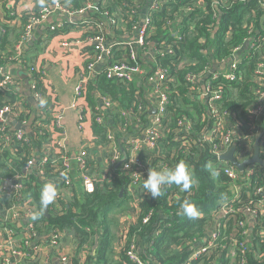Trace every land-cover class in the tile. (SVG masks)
<instances>
[{
	"label": "trees",
	"instance_id": "16d2710c",
	"mask_svg": "<svg viewBox=\"0 0 264 264\" xmlns=\"http://www.w3.org/2000/svg\"><path fill=\"white\" fill-rule=\"evenodd\" d=\"M52 0H34V7L25 10V23L27 24L30 13L37 12L43 5L51 3ZM72 3L73 9L82 7L85 2L91 1L94 5L89 10V16L85 23L81 25L86 31V35L104 34L109 40H113L111 34L116 36L119 23L129 20L134 15L133 9L138 8L136 0L128 1L127 6H122L124 0H66ZM193 0H171L163 3L160 10L152 12L153 34L150 38H158L159 48L167 45L172 53L165 51L157 52L153 63L149 66L142 60V55L137 61L129 59L130 47L125 43L113 44L110 52L106 56V65L96 71L88 81L87 101L92 106L91 120L94 135L96 136L94 145L89 144L82 157L87 162L92 173L106 174L102 181L96 184L93 192H86L83 185H74L73 181L68 183L66 175L60 174L66 168L63 152H53L48 162L39 165L43 168V177L36 176L37 172L28 173L25 182V189L22 190L31 197L36 205L37 211L40 209V192L47 182H52L56 189L54 202L48 205V215L45 210L38 219L33 221L40 232L48 233L51 229H59L62 233V243L66 240L72 242L74 246L73 255L69 256L66 264H133L129 258L128 251L133 237H137L139 246L142 249L140 255L154 262V264H183L194 251L193 241H199L212 226L213 212L222 205L224 199L229 195V189L234 185V181L226 175L223 168L218 165L217 157L213 154L212 143L202 142L200 146L183 142L178 137L190 134L198 142L195 132L206 129L209 121H204L207 110L206 100L203 99L201 83L197 86L192 84L188 78L189 73L206 72V66L210 60H222L227 58L234 47L242 45L247 38L249 28L254 27L256 37L263 36L262 26V5L260 0H251L247 5L240 1L222 0L220 5L219 20L213 17L211 12V0L205 1V10L194 7L187 11L186 7ZM253 9V10H252ZM135 10V9H134ZM122 13V14H120ZM119 14V15H118ZM118 15V17H117ZM137 18V17H136ZM114 20V22H113ZM180 20V21H179ZM134 21V18H132ZM25 24V25H26ZM102 24L101 30L99 25ZM0 25L3 29L0 34V65H8L17 62L12 59V46L20 37L24 30L18 33L16 39L9 47L6 37L8 22L2 21ZM25 25L24 28L25 29ZM174 26V27H173ZM71 26H66L68 30ZM131 28V22H129ZM233 29L232 35H227L229 28ZM173 28V30H171ZM56 34V33H52ZM175 34L180 37L176 38ZM3 36V37H2ZM50 37H45L43 41L37 42L32 47L40 51L39 44L47 42ZM264 41H261V44ZM264 48V46L262 47ZM27 52V48H26ZM98 51L94 47H89L90 58H93ZM259 53L252 57H245L241 61L243 76L239 82H226L218 80L214 82L216 87H223L226 95L218 101V106L222 109L231 110L235 117V126L238 133L253 135L254 130H258V123L250 120L248 106L253 102L252 92L257 87L254 81L253 69ZM88 60V59H87ZM126 60L132 66L140 65L144 70L142 84L138 85L136 78L132 81L125 79L116 80L106 76L105 68L113 62ZM187 62V65L182 63ZM87 63V61H86ZM159 68L167 69L168 77L164 80L165 85L170 90V100L166 107L168 114L162 124V135L157 139L158 146L145 149L140 153L142 159L147 163L149 170L173 169L178 163L183 162L192 175L193 187L185 192L178 186L171 184L164 186L162 194L156 199L143 193V183L147 175H144L136 184V194L141 206L133 203V195H129V185L131 176L121 168V165L109 166L107 171H103L105 163L100 164V160L94 159V149L96 146L109 142L108 132L110 129L116 131V138L124 146V138L129 134L139 133L145 129L146 124L151 121L149 111H137L138 96L151 94L153 88L149 86L150 76L154 75ZM35 89L41 94L40 99L46 100L43 106L45 112L50 111V99L46 96L45 89L39 81V75L35 72ZM150 84V83H149ZM193 93L191 96L189 92ZM100 96H110L114 100V109L110 111L103 124L95 120ZM21 98L15 93H6L0 88V107L12 104ZM28 120L32 113V108L28 104ZM126 114L129 127L126 132H118V128L124 124ZM21 115V121L24 120ZM138 119L140 123L138 122ZM40 122L49 123L43 120L40 115H36L33 123V132L30 136L35 146L22 145V141L10 139L11 147H0V180L10 177L15 170L23 173V167L33 157H38L36 153H44L43 147L50 141V130ZM111 121V123H110ZM239 122V123H238ZM182 123L191 125L190 132L177 131ZM1 127V122H0ZM11 132L3 131L0 140ZM213 142H221V135L214 138ZM264 156V152L262 153ZM13 166V167H11ZM96 166V167H95ZM258 167H263L257 163ZM262 169V168H261ZM68 173V172H66ZM69 174V173H68ZM70 176V174H69ZM252 184H256L254 179ZM247 195H243L241 199ZM13 194L4 193L0 197V205L10 206ZM253 198H257L255 195ZM197 206L200 216L191 220L181 213V204L185 201ZM236 205V204H235ZM152 210V215L147 223L143 218ZM35 211V212H37ZM137 211L138 214L121 226L117 215H125L126 212ZM7 214L5 209L0 210V229L5 226L1 221ZM19 233L18 226L11 222L6 223ZM113 225L121 233L119 242L113 244ZM236 229V228H235ZM234 231L232 224L223 228V233L218 239V247L211 253L203 254L196 258L191 264H242V255H245V264H264L259 257L264 252V247L260 245L262 241L258 229L249 237H243L241 231L236 229L235 234L239 239L237 246H232L228 236ZM16 233V234H17ZM251 240L246 242L244 240ZM98 242V248L94 253L90 250ZM244 243L245 253L240 251L239 243ZM261 242V244H263ZM255 244V246H253ZM231 251H235V256L231 257ZM85 254V256H84ZM85 257V259H84ZM43 258H25L26 264H42Z\"/></svg>",
	"mask_w": 264,
	"mask_h": 264
},
{
	"label": "built area",
	"instance_id": "2783aa9c",
	"mask_svg": "<svg viewBox=\"0 0 264 264\" xmlns=\"http://www.w3.org/2000/svg\"><path fill=\"white\" fill-rule=\"evenodd\" d=\"M224 1V0H223ZM222 0H211V12L213 17L219 20L220 5ZM234 1V0H233ZM240 1L247 5L251 0H235ZM168 0H156L151 12L144 19L143 23H139L136 19L135 13L129 17V22L136 31L135 39L128 40L127 45L130 47L129 59L137 61L143 53L147 51V46L150 43V36L153 34V17L152 12L154 10H160L163 3ZM262 5V26L264 27V0H260ZM122 6H127L128 1H122ZM93 3L88 1L84 6L73 9L71 2L66 0H52L51 3L43 5L37 12H31L28 22L25 25L24 32L15 41L12 47L13 53L11 58L17 62H25L27 60L25 52L29 39L32 37L34 30L37 26L44 23L53 14H64L69 18L82 15L93 8ZM138 7V6H137ZM135 9V10H134ZM136 11L137 8H134ZM193 10L189 7L187 11ZM253 10V9H252ZM122 14V13H120ZM119 15V14H118ZM117 15V17H118ZM134 18V21H132ZM8 22V21H7ZM114 22V20H113ZM102 24L99 25L101 30ZM173 30V28H171ZM264 31V28H263ZM233 29L230 27L226 34L232 35ZM248 37L245 38L244 43L237 47H234L232 52L227 58L222 60H210L208 66H206V72L189 73L187 74L188 80L197 86L201 83L203 99L206 100L207 110L204 116V121H209V126L201 131L195 132L198 138V142L190 134L181 135L178 137L184 143H191L200 146L202 142L212 143L213 154L217 157L218 165L223 168V171L228 175L234 185L229 189V195L224 199V202L213 212V224L209 228L211 235L207 242L204 244L196 243L193 246L194 251L188 257L185 263L191 264L193 260L206 253H211L218 247V239L223 233V228H227L232 224L234 231L228 236V239L232 242V246H237L239 239L235 234V230L241 231L243 237L249 238L255 229H258L262 241L260 246L264 247V164L263 167H258L257 163L249 164L245 167L243 172H240L228 161L222 159V155L229 151L232 145H236L234 155L239 161L249 159L254 155V142L257 137H260V158L264 160L262 153L264 152V35L256 37L254 27L251 26L248 31ZM178 38L180 35H176ZM108 37L104 34L91 35L87 37V41L94 43L95 50L98 51L93 58H90L89 52L83 54L84 59L87 61L85 66V72L80 75L78 85L76 87V98L82 103H77L81 109L80 117L83 120L85 116V109L87 110L86 90L88 81L92 78V75L96 72V66L99 61L104 59V55H108L110 46L106 45ZM246 45V47H244ZM158 52L164 53L165 51L172 53L171 48L167 45L157 49ZM259 53V57L256 61L253 69L254 81L257 85L263 86L261 89L257 87L249 94L252 95L253 102L248 106V115L250 120H254L257 123L262 122L263 129L254 130L253 135L246 133H238L234 121V113L229 109H222L218 106V101L223 99L226 95V91L219 85H214L215 81L224 80L226 82H239L243 76V67L241 61L245 57H252L255 53ZM88 59V60H87ZM187 65V62L182 63ZM214 65V67H213ZM9 65H0V88L6 93H15V86L17 79L11 75L8 71ZM30 76L35 77V72L38 73L40 80L43 78V72L34 64L28 63ZM215 70H212L213 68ZM212 68V69H211ZM106 76L108 78L127 81H132L136 78V75H143L144 70L140 65L132 66L126 60H119L110 63L106 68ZM168 77L167 69L159 68L156 73L150 76L149 80L153 83L152 98L154 99L153 106L147 105V100L138 96L137 111H149L151 115V121L146 124L145 129H142L139 133L129 134L124 138V146L120 143V140L116 138V131L110 129L108 132L109 142L104 145L96 146L94 149V159L100 160L101 163H105L103 171H107L109 166L117 165L124 156V151L127 155V160L122 163L121 168L125 170L132 178L129 185V191L133 195V203L137 206H141V201L136 194V184L144 175L148 176L149 167L147 163L142 159L140 153L148 148H155L158 146L157 139L162 135V124L166 116V107L170 100V90L165 85L164 80ZM39 80V81H40ZM35 86V85H34ZM193 93L189 92L191 96ZM36 96L40 100L41 94L36 91ZM50 105V111L47 113L43 110V107L39 108L40 118L43 120H49L50 127L47 123L40 122V125L47 127L50 132L56 131L61 127V120L63 118L64 109L58 105L55 98H52ZM114 100L110 96H101L100 102L95 106L97 113L95 120L99 124H103L107 115L114 109ZM153 108V109H152ZM151 110V111H150ZM152 110L155 113L152 115ZM28 104L23 99L17 100L12 104H6L0 107V137L3 131L11 132L10 135H6L3 140H0V147H11V142L22 141V145H32L30 135L28 136L22 128H16L14 120L19 122L27 121ZM21 115H24V120H19ZM125 116V122L118 128V132H126L129 127V121ZM14 119V120H13ZM13 120V121H12ZM138 122L140 123L139 119ZM239 123V122H238ZM191 125L188 123H182L181 128L177 131L184 133L190 132ZM260 132V133H259ZM32 134V133H31ZM221 135V142H213L214 138ZM13 141L10 142V139ZM96 136L94 135L93 141L88 143L94 145ZM122 146V148H121ZM44 153H36L38 157L31 158L28 163L23 167V173L19 170L7 178L0 180V197L4 193L13 194L10 206L0 205V210L5 209L7 214L1 219L5 226L0 229V264H26L25 258L30 257L32 259L43 258L42 264H51L52 256L56 259L68 262L69 254L62 251V233L59 229H51L48 233L40 232L31 218L32 214L37 211V205L35 201L27 196L22 190L25 189V178L30 172H37L36 176L43 177V168L38 166L48 162L53 154L54 150L49 148L48 145L43 147ZM85 152V151H84ZM39 158V159H38ZM38 159V160H37ZM64 161L67 160V155L63 156ZM66 168L61 171L60 174L66 175V181L71 183L72 179L69 176V166L65 162ZM13 167V166H11ZM96 167V166H95ZM78 168L80 172V181L86 192L90 193L95 190L96 184L102 181L106 174L92 173L88 168L87 162L81 156L78 158ZM262 168V169H261ZM68 172V173H66ZM252 179L256 181V184H252ZM52 182H47V184ZM53 185V184H52ZM243 195H247L241 199ZM255 195L257 198H253ZM236 204V205H235ZM138 212L136 213V215ZM152 210L143 218V222L147 223L152 215ZM13 222L18 226L19 233L12 229V226L6 223ZM127 223L123 224L126 226ZM236 228V229H235ZM17 233V234H16ZM250 242L251 240H247ZM139 241L137 237H133L130 242V249L128 255L133 264H154L150 260L144 259L139 250ZM245 242L239 243L240 251L245 253ZM255 246V244H253ZM231 257L235 256V251H231ZM242 264H245V255H242ZM261 261H264V252L259 255Z\"/></svg>",
	"mask_w": 264,
	"mask_h": 264
},
{
	"label": "crops",
	"instance_id": "0c3cea01",
	"mask_svg": "<svg viewBox=\"0 0 264 264\" xmlns=\"http://www.w3.org/2000/svg\"><path fill=\"white\" fill-rule=\"evenodd\" d=\"M170 1L171 0H168V2ZM155 2L156 0H136L138 8L133 12L135 13V16L137 17L136 19H138L139 23H143L144 19L151 12ZM205 4L204 0H193L191 4H188L186 10H188L189 7H192L193 9L195 7L204 11ZM33 7L34 0H0V22L8 21L9 27L6 34L8 44L4 47H9L16 39L18 33L21 32V30H24L23 28L26 24V16L24 14L25 10H29ZM89 13L90 12L87 11L82 15H77V17L72 18H69L64 14L51 15L44 23L35 28L32 35L35 37V40L32 45H29L28 43L26 46L27 52H25V55L27 60L25 62L18 61L8 64L9 73L17 79V84L15 86L16 95L19 96L21 100L23 99L26 101L27 104H29V107L32 108L29 120L27 119V121L22 122V129L28 136L33 132V123L36 115H39L40 108L39 99L36 96V89L34 86L36 79L34 76H30L28 63L34 64V66H37L42 70L43 78L40 82L42 88L45 89L46 96L49 97L50 102L52 98H55L58 105L64 109L61 127H59L56 131L50 132V141L45 144V146L48 145L49 148L53 149L56 153L63 152L67 155V160L65 162L69 166V174L76 186L81 184L78 158L83 155L84 151L88 147V143L92 142L94 137L91 120L93 108L87 101L88 89L86 90V101L88 104L86 105L87 110L85 109V116L83 120L80 117L81 109L77 104L82 103L83 101L80 102L76 98V87L78 85L80 75H82L86 70V60L84 59L83 54L85 52H89V47H95L94 43L87 41L88 35H86L84 28L77 24V22L85 23ZM117 23H119L118 33L116 36L111 34V37L114 39H108L106 41L107 46L119 43L127 44L128 40L135 39L136 31H134L132 25L131 28L129 27V21L126 20L125 22L120 23L118 22V19H116V24ZM66 26L71 27L66 30ZM2 31L3 29L0 25V34ZM52 33L56 34L52 35ZM46 36H51V38L47 42L39 44L38 47H41L40 51L32 48L35 47L34 45L39 42V40L43 41ZM159 40L160 39L158 38H151L150 43L147 46V51L143 53L142 60L145 64H148L146 66L153 63L155 55L158 52L157 49H160ZM244 47H246V45ZM104 56V59L98 62L96 71L101 70L106 65L107 55ZM212 70L215 69L213 68ZM141 77V75H136V79L134 78L138 85L143 83L142 80H140ZM148 81L150 84H147L153 88V83L150 80ZM86 88H88V86ZM95 95L98 98L97 104H99L101 96L98 93ZM142 96H144V99L147 100V105L150 107L153 106L154 99L152 98V93L145 95L142 94ZM151 114L153 115L154 113L151 112ZM47 126L50 127V122L47 123ZM258 128L263 129L262 122H258ZM35 145L36 143H33L31 146ZM130 194L132 195V193L129 192V195ZM136 212L127 211L125 215H117L120 227L125 224V221L133 218ZM208 232L209 229L202 239L195 242L200 245L207 242L210 236L208 235ZM113 233L115 234L113 235V244H117L121 233H119L117 229H113ZM196 243H194L193 246ZM95 245L97 246V249L98 242H96ZM95 245L90 250L91 253L95 252ZM74 246L75 245H73L72 242L65 240L62 244V251L71 256L74 253ZM140 249L141 247L139 246V250ZM51 264H66V262L60 261L56 259V257L52 256Z\"/></svg>",
	"mask_w": 264,
	"mask_h": 264
},
{
	"label": "clouds",
	"instance_id": "9594fccd",
	"mask_svg": "<svg viewBox=\"0 0 264 264\" xmlns=\"http://www.w3.org/2000/svg\"><path fill=\"white\" fill-rule=\"evenodd\" d=\"M46 100L40 99L39 106L43 107ZM193 178L188 167L183 163H178L173 169L167 170H149L148 176L144 179L143 193L150 195L156 199L162 194L164 186L174 184L182 191H189L193 187ZM56 189L52 184H45L40 192V209L34 212L32 219H38L43 210L47 209L48 205L52 204L56 198ZM181 213L191 220H195L200 216V211L196 205L185 200L181 204Z\"/></svg>",
	"mask_w": 264,
	"mask_h": 264
},
{
	"label": "water",
	"instance_id": "95a60500",
	"mask_svg": "<svg viewBox=\"0 0 264 264\" xmlns=\"http://www.w3.org/2000/svg\"><path fill=\"white\" fill-rule=\"evenodd\" d=\"M35 40V37L32 36L28 43L29 45H32L33 42ZM153 113H155V110H152ZM14 125L16 126V128H22V123L19 121H14ZM30 133V132H29ZM31 135V134H29ZM259 140L260 137H257L255 142H254V155L253 157L249 158V159H245L243 161H239L236 156L234 155L235 149H236V145H232L231 148L229 149V151H227L226 153H224L222 155V159L228 161L230 164H232L235 168H237L240 172H243L245 167L249 164H253V163H262L264 164V160L260 158V153H259ZM122 148V146H121ZM123 149V148H122ZM127 160V155L124 151V156L122 158V160L119 162L118 166H120L123 162H125ZM45 214L48 215V209H45ZM208 235H211V232H208ZM96 245H95V249H96Z\"/></svg>",
	"mask_w": 264,
	"mask_h": 264
},
{
	"label": "rangeland",
	"instance_id": "374dc122",
	"mask_svg": "<svg viewBox=\"0 0 264 264\" xmlns=\"http://www.w3.org/2000/svg\"><path fill=\"white\" fill-rule=\"evenodd\" d=\"M113 229H114V230H116V229H117L115 225H113Z\"/></svg>",
	"mask_w": 264,
	"mask_h": 264
}]
</instances>
